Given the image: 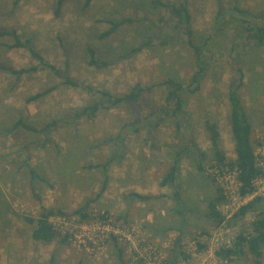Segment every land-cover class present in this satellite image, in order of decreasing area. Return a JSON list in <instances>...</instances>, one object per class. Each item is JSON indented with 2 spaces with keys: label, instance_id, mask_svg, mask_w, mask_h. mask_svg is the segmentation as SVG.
Instances as JSON below:
<instances>
[{
  "label": "rangeland",
  "instance_id": "rangeland-1",
  "mask_svg": "<svg viewBox=\"0 0 264 264\" xmlns=\"http://www.w3.org/2000/svg\"><path fill=\"white\" fill-rule=\"evenodd\" d=\"M15 1L0 0V32L16 31L56 66L68 57L76 82L115 96L136 84L153 88L138 101L100 110L87 119L76 117L93 100L81 90L62 86L46 71L20 77L0 71V264H164L178 237L177 264H220L202 240L208 241L217 229L205 217L215 187L225 196L216 210L234 233H250L249 224L264 216V200L233 217L254 198H239L234 176L210 168L212 147L204 123H217L221 147L234 159L226 91L233 59L244 74L239 93L257 165L264 166V42L247 39L244 31L249 28L243 23L264 17V0H187L205 72L200 90L182 96L185 125L177 144L174 120L161 115L167 91L155 84L174 79L186 86L196 69L194 58L182 35L130 55L146 42L149 22L159 18L148 9V0H92L86 9L85 0H67L60 18L54 14L57 0ZM126 18L135 22L101 37L110 27L108 21ZM10 43L9 37L0 39V66L20 70L37 65L26 51L8 49ZM88 47L98 59L116 63L105 69L89 67ZM48 89L51 92L39 100L25 102ZM19 120L38 129L55 125L47 138L13 128ZM133 121H138L135 130H124ZM188 137L204 155L200 162L206 175L217 183L197 170L196 152H190L180 162L177 206L174 190L161 188L159 182ZM43 209L67 214L51 219L60 235L46 245L32 241V228L25 221ZM80 209L86 220L74 214ZM251 260L245 253L228 263Z\"/></svg>",
  "mask_w": 264,
  "mask_h": 264
},
{
  "label": "trees",
  "instance_id": "trees-1",
  "mask_svg": "<svg viewBox=\"0 0 264 264\" xmlns=\"http://www.w3.org/2000/svg\"><path fill=\"white\" fill-rule=\"evenodd\" d=\"M67 0H57L55 17L60 18ZM19 1L16 0L15 4ZM92 0H85L84 8H88ZM147 7L152 10L159 17L156 22H149L148 37L146 42L141 46L134 48L130 51V55L139 53L142 49L153 47L158 44L163 45L167 39L182 35L185 37L187 45L192 50L195 71L188 79V83L174 79H165L157 82L155 86L164 88L167 91L165 97V107L161 110V115L168 117L170 120H174L175 133L173 134V140L177 144L182 128L185 125L184 119H181V108L183 106L182 96L184 91H188L190 94H195L200 90V82L204 76L205 67H203V49L198 46L195 39V33L192 29L191 17L187 8V0H148ZM254 22L243 21L249 29H246L247 39L257 41L258 43L264 42V17L254 18ZM141 21V20H140ZM135 21L131 19H122L119 21H108L109 29L101 35V37H109L113 35L119 28L125 25L133 24ZM9 37L11 43L7 45L8 49L16 50L21 49L26 51L31 60L36 62V66L23 68L20 70H14L0 66V71H7L12 75L20 77L24 74L34 73L37 71H46L53 75L62 86L79 89L87 96L91 97L92 102L76 114V117H85L87 119H94L96 114L100 110H109L118 107L122 104L132 103L138 101L141 96L152 89L153 87H146L144 85L136 84L128 92L121 95H112L107 91L94 89L89 85H82L76 82L71 75L70 60L65 57L62 66H56L48 62L41 54H39L30 44L28 40L22 41L17 35L16 31H2L0 32V39ZM89 67L96 69H105L114 65L116 62L113 60L105 61L96 57V51L93 48H87ZM230 72L231 76L227 82V99L229 103V125L230 134L234 145V159H228L221 147V136L219 128L216 122L207 120L204 123V130L208 134V140L212 147V165L210 168L218 170L222 173L234 174L237 184L238 196L244 198L253 193V181L261 176L262 171L257 166V158L254 153V147L251 142L252 128L245 110V107L240 98V90L244 86V74L241 67L233 59L230 60ZM52 89L37 93L26 99V103L30 104L46 96ZM52 123L49 126H45L42 129L34 128L26 125L23 120H19L13 128L22 127L24 130L32 133H42L48 138V134L51 130ZM138 125V121L126 125L124 130L134 128ZM188 144L182 149L177 150L175 153V159L172 165L168 169L165 175L160 179L159 186L161 188L170 187L174 190L173 199L177 206H181V200L179 197L178 176L180 173V162L183 157L190 152H196V168L200 173L206 175L205 169L201 165V158L204 157L200 151H197V147L190 137L187 138ZM206 177L214 185L217 183L216 178L206 175ZM104 187L99 192V196L103 193ZM140 200H149L151 197H142L139 195H133ZM225 196L223 189L217 185L215 187V197L208 203L206 218L210 219L213 225H220L224 220L223 217L216 210V204L223 202ZM264 200V197H255L252 201L239 208L238 212L233 216L244 215L249 210L253 209L256 203ZM84 209H80L74 212L76 215H80L83 220L87 219V215ZM67 214L60 211H53L51 209H43L42 212L34 218H25L26 223L32 228L31 239L34 242L41 244H50L54 242L60 235L54 225L51 222L53 217H66ZM104 220V217H101ZM252 236L246 238L241 234L236 238L235 247L232 250H221L217 253L220 259H228L235 257H243L245 253L249 254L252 258L251 264H264L263 248H264V216L258 215L256 219L251 222ZM205 234V233H203ZM67 236L63 237V242L67 241ZM180 237H178L175 243L169 250L168 258L164 261V264H177L178 257H180ZM202 246L200 245V248ZM122 249H119V258L121 259Z\"/></svg>",
  "mask_w": 264,
  "mask_h": 264
},
{
  "label": "built area",
  "instance_id": "built-area-1",
  "mask_svg": "<svg viewBox=\"0 0 264 264\" xmlns=\"http://www.w3.org/2000/svg\"><path fill=\"white\" fill-rule=\"evenodd\" d=\"M260 169L262 171L261 176L257 177L252 183L253 193L249 196L244 197V198H255V197H257V195H260V197H262V198L264 197V166L261 167ZM231 175L234 176V181H235V175L234 174H231ZM235 184H236V181H235ZM235 188L237 191V184L235 185ZM223 193H224V190H223ZM237 195H238V191H237ZM239 198H241V197H239ZM244 198H241V199H244ZM217 212L219 213V209L217 210ZM219 214L221 217H223V219L227 220L224 217V215H222L221 213H219ZM225 220H223L222 223L217 226L216 233L213 234L212 237L208 241L206 238L202 239V237H201L202 240H205L207 242V245L210 248V250H209V248H208V250H209L211 257L216 259L217 263H220V264H222V261H224L225 264H229L228 263L229 260L228 259H220L217 256V253H219L221 250H232V249H234L236 238L241 234V233H234V230L228 229V227L226 225L227 222ZM249 230H250L249 234H241V235L246 237V238H250L253 235L252 230H251V223L249 224ZM204 237H206V236L204 235L203 238ZM199 239L200 238L197 239L198 242H199ZM202 247L204 248V246H202Z\"/></svg>",
  "mask_w": 264,
  "mask_h": 264
}]
</instances>
